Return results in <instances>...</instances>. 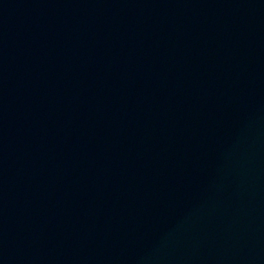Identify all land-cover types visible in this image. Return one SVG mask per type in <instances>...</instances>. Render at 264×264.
<instances>
[{"label": "water", "instance_id": "water-1", "mask_svg": "<svg viewBox=\"0 0 264 264\" xmlns=\"http://www.w3.org/2000/svg\"><path fill=\"white\" fill-rule=\"evenodd\" d=\"M0 264H264V0H0Z\"/></svg>", "mask_w": 264, "mask_h": 264}]
</instances>
